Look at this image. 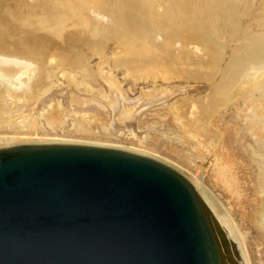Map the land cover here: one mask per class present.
I'll return each instance as SVG.
<instances>
[{
    "label": "bare ground",
    "instance_id": "bare-ground-1",
    "mask_svg": "<svg viewBox=\"0 0 264 264\" xmlns=\"http://www.w3.org/2000/svg\"><path fill=\"white\" fill-rule=\"evenodd\" d=\"M13 1L0 0V121H2L1 118L3 116V113L8 112V110H9L10 105L8 104V102H9L8 99L11 97L12 98L15 97V95H17V94L19 95V92H21L20 90L22 89L21 88L22 86L26 87L25 94L28 92L29 94L31 93L30 95L38 94V92L44 86L45 87L48 86V85H46V83L48 82L47 81V77H48L47 68L48 67L46 66V64H47V62H51V60H53V59H49L50 57L52 58L51 55H53V54L59 55V58L61 59L60 62L62 61L61 63L67 64L69 67H72V66L75 67V66H77V63L81 64V63L85 62L87 60V57H88L86 55V53L84 55H86L87 57L85 56L86 59H85V61L82 62V60L84 59L83 58L84 55L83 56H82V54L79 55V53L81 51L80 52L76 51V49H78V47L80 46L79 45L80 40L83 41L85 39V37H84V39L82 40V36L80 35V33L82 34V32H85V33L87 32L86 34H88V35H86V39L90 42L89 45H93L91 43L94 41V40H92V38L97 39V37H93V36H96V35L98 37L100 36L98 39L100 41L101 40L100 39L101 34L105 31V30H103L105 25H106V28L109 27V23H111V21H112V22H115L116 25L111 23V24H113L112 28L110 26L111 29L106 30V32L108 33V31L111 30V33L112 32L114 33L116 30V32L114 34L117 33L118 34L117 36L121 39H122V37H120V36L123 35V37L125 38V40L123 39V42L125 43V41H126V45H127V48L124 46L125 45L124 43H123L124 45H121V46L125 47L126 51L123 50L124 48L120 47L122 49L121 55L123 54L122 56H124L126 54L127 58L125 59L126 56H124V58L121 56L125 60L123 61V59H120L121 57L117 56V55H120V53H118L115 57H117V59L120 57L119 58L120 62L122 60V62L127 64V66H130L132 69H134V70L137 69L136 72H141L138 70H140V69L143 70V68L148 67V65L149 66L153 65L154 66L153 69H154L155 65H161V64L166 65V63L170 64V62L175 63V60L178 58L181 59L180 62L182 60H184V61L186 60L188 62V64L190 66H192L193 68L197 69L198 67L202 66L203 70H201V71H205V70L209 71L210 70V72H211L213 70L214 71L217 70L219 67H221L223 70L225 68V74H221V73L219 74L220 76H223L222 79L220 78V81L219 80L217 81L219 83L212 82V86L216 84V86H213V88L215 87L216 89H212V87L210 86V88L212 89L211 94L214 92L213 93L214 95L212 94V97L210 98V100L213 102L214 98L224 96V94H225V96L227 94V96L229 97V95H230L229 93L235 94V95H233V97H234L233 99H236V98L239 99V97L242 99V101L245 105L244 108H246L245 111H247L245 113L241 109L242 110L241 115L246 114L245 116H242L243 121H244L243 125H244L245 129L247 130V132L250 134L249 138H251V140L253 141V143L255 145V149L251 148L252 149V150L250 149L251 153L249 152V150H248V152H249V154H252L253 151L255 152V155L257 156V159H258V161H256V162H257V164L259 163V165L262 169L261 175L258 176L257 184L260 187H262V192L264 195V39H263L264 36H262L263 38H261L262 41L259 40L260 38L258 39V37L256 39H254L252 37V39L254 41L253 40L250 41L251 35L256 34V33H254L255 29H254V31L252 30V32L254 34H252L250 31L248 33V34H250V35H248V38L250 40H248L246 43H244V42L238 43V44L235 43L234 47L232 48V51H229V53L227 52L228 55H230V56H228V60L224 62L225 63V66L223 65L224 68L220 64L221 61L226 56L225 55L226 52H224V50L227 49L226 47H229V45L223 46V42H222V41H224L223 38H226L225 36H227V38H228V34L223 33V30L225 29L224 25L227 24L228 20L230 22H232L231 20L232 19L234 20V18L237 17L236 14H235V16H233V15L236 11H238L236 8H238V5H239L241 0H33L31 3L26 2L24 4H21V2H24L25 0H13ZM249 1L251 3L254 0H249ZM260 1L258 2L259 4H257V3L256 4L260 5ZM247 2L244 1V4L245 3L247 4ZM241 3H243V0ZM263 3L264 2L262 0V4ZM251 4H253V3H251ZM251 4H249L248 6H250ZM58 5H60V6H58ZM248 6L246 7V9L250 8ZM63 7L64 8L66 7L67 12H63V11H66V9H64ZM257 7H258V9H257V11H258L259 6H257ZM61 8H63L64 10L63 9L61 10ZM74 12L76 13L75 17L72 14ZM238 12H240V11H238ZM105 15L106 16L109 15L111 17V21H110V19H108L109 17H107V19H104V20H109L110 22L107 21L108 22L107 23L105 21L106 22V24L104 22L105 25H103V23H102V25L104 26L103 27L101 24H99L97 22V20L99 18L101 20L102 17L106 18ZM238 15H239V13H238ZM236 22H235V24H236L235 28L232 26V29H234V30L231 29L233 31V33L237 32V28H238L237 24L238 23H236ZM69 24L74 26L73 27L70 25L72 27V29H70V27H69L70 30L67 29V26ZM230 25H232V23ZM115 26H116V29L112 30L113 28H115ZM117 26H119L120 30L123 32V33L121 32L122 34L117 32L119 30V28H117ZM245 28L242 29V30H244V32H245V30L248 29V27L246 29ZM231 30H230V32H231ZM224 32H225V30H224ZM107 33L105 35H107ZM105 35L102 34V36H105ZM80 36H81V39H79ZM112 36H111V38L115 39V36L114 37H112ZM108 37H109V35H108ZM108 37L106 36V39H108ZM159 37H161V38H159ZM233 37H235V36H233V34H232L231 38L229 36L230 42L234 41ZM90 38L92 41H90ZM102 38L104 39L105 37H102ZM111 38H109V40ZM113 39H112V41H113ZM255 40H258V41H255ZM99 41L97 43H99ZM104 41H106V40H104ZM81 43H85V41H83ZM94 43L96 44V42H94ZM196 43L198 45L199 44L204 45L205 48L203 47V49H201L202 47H200V46L198 47V45ZM105 44H106V42H105ZM119 44H121V43L119 42ZM193 44H196L197 46H193ZM61 45L63 47H64V45H67L69 47V49L66 50L67 46H65L66 47V48H64L65 50L63 49L64 51H61L60 50V48H62ZM87 45H88V43H87ZM97 45L99 46L98 48H100V45L99 44H97ZM116 46H118V43H116ZM89 47L95 48L96 45L89 46ZM104 47H105V45L102 48H104ZM120 48H118V51ZM85 49H86V47H85ZM93 49H90V50H93ZM79 50H81V48ZM87 50H89L88 47H87ZM115 52L117 53V51H115ZM122 52H127V53L124 54ZM82 53H84V52H82ZM90 53H91V51H90ZM112 54H115V53H112ZM109 56H112V55H109ZM108 58H110V57H108ZM55 59H56V57H55ZM226 59H227V57H226ZM113 60H115V58ZM102 61H103V59H102ZM115 61L114 62L116 63V65L120 66L119 65L120 63L118 64L117 60H115ZM184 61H182L183 62L182 64H184ZM86 63H88V62H86ZM185 64H184V66H185ZM32 65H34V66H32ZM35 65L37 68L35 67ZM89 65H86V66H89ZM116 65H115V67H116ZM124 66H126V65H124ZM188 66H187V70H188ZM190 66H189V68H190ZM50 67H52V66H49V68ZM69 67H67V68H69ZM204 67H205V70H204ZM76 68H78V67H76ZM158 68L159 67H157L155 69H158ZM221 68H219V69H221ZM79 69H83V68H79ZM90 69H92V68H90ZM126 69L129 70L130 68L127 67ZM196 69H194V70H196ZM35 70H37V71H35ZM192 70H191V72H192ZM223 70H221V71H223ZM63 71H65V70H63ZM145 71H146V68H145ZM185 71H186V69H185ZM199 71L200 70H198V72ZM50 72H52V71H50ZM57 72H59V71H57ZM76 72H79V71H76ZM83 72H86V71H83ZM136 72L134 75H135L136 79L138 80V75L139 76H141V75L139 73H137L138 75H136ZM188 72L190 73V71H188ZM196 72H195L194 76H196ZM210 72L206 75L211 76L210 74L214 75V73H215V72L214 73H210ZM189 73H187V74L189 75ZM222 73H224V71ZM49 74L51 75V73H49ZM56 74H58V73H56ZM74 74H76L75 71H74ZM78 75H79V73L77 74V76ZM82 75H84V74H82ZM149 75H152V73L150 72ZM72 76H73V74H72ZM56 77H58V76L56 75ZM74 77H75V75H74ZM85 77L86 76H84V78ZM168 77H169V75H168ZM205 77H203V78H205ZM95 78H96V76L94 77V79ZM104 78H105V76H104ZM210 78H208L207 80L209 81ZM48 79H49V77H48ZM80 80H81V78H80ZM101 80H102V78H101ZM52 81L50 79L51 83H52ZM61 81H63V79ZM105 81H107V80H105ZM50 82H48V84ZM215 82H216V80H215ZM251 82H252V84H251ZM10 83L14 86H11ZM47 88L49 89V86ZM79 88H80V86H79ZM71 89H72V87H71ZM85 89H86V87H85ZM204 93H206V92H204ZM204 93H203V95H205ZM208 94H210V92ZM208 94L206 93V95H208ZM22 95L23 94H21V98H22ZM113 95H114V97L111 99L110 102H111V106H113V109L115 110L114 112L118 114L117 119L119 121H122L126 117H129L130 122L131 121L133 122L134 118H135L136 108H134L132 106V104H127V101L124 99L120 90L115 89ZM110 96H111V94H110ZM200 96H202V93ZM186 97H188V96H186ZM228 97L225 101L227 103H229L232 100V99H228ZM148 98H149V96H148ZM179 98L176 97V99H178V100H179ZM182 98H181V100H182ZM220 98H219V100H220ZM15 99H17V98H15ZM23 99L24 98H22V100ZM25 99H26V97H25ZM189 99H191V98H189ZM192 99L187 100V101L192 102ZM241 99H240V101H241ZM219 100L216 99V101H219ZM16 101H18V99ZM182 101H184L183 106L185 107L184 104H186V102H185L186 100H182ZM182 101H181V103H182ZM201 101H204V100H201ZM236 101H235V103H236ZM145 102H147V101H145ZM176 102L177 101H175L174 103H176ZM225 102H222V103H225ZM17 103H19V102H17ZM181 103H180V100L177 102V104H181ZM196 103L194 102V104L198 105L199 106L198 108H200V110H201V111L200 110H198V111L203 113L202 110L204 109L205 115H206V113L210 109V108H208L209 107L208 103H207V105H203V107L201 104H200L201 105V107H200V105L196 104ZM235 103H234V105H236ZM189 104H190V102H189ZM209 104H211L210 101H209ZM212 104L210 105L211 108H212ZM215 105L216 104H214L213 106H215ZM218 105H219V103H218ZM224 105H226V104H224ZM23 106H25V104ZM219 106H221V104ZM52 107H54V108H52ZM184 107H181V108H184ZM191 107L192 106H190V108ZM194 107L195 106H193L192 109ZM164 108H165V106H164ZM167 108H166V110H167ZM198 108H194V109H198ZM201 108H203V109H201ZM217 108H219V107L210 109L212 112L209 111L210 112L209 114L210 115L213 114ZM19 109H17V110H19ZM192 109H190L189 112H191ZM213 109H215V110H213ZM193 112H195V111H193ZM11 113H13V112L11 111ZM195 113H197V112H195ZM201 113H199L201 117L200 116H198V117L204 119L205 115L204 114L201 115ZM235 113H236V111H235ZM64 114H65V112L59 110V107L57 105L51 106V107H49V109L44 110L41 113V115L46 118L48 124H50L51 127L54 129H59L58 125H60V122H62L61 120L63 119ZM232 114H234V113H232ZM113 115L114 114H112V116ZM178 115H179V113H178ZM192 115L194 116V113H192ZM195 115L197 116L198 113ZM210 115H207V116L209 117ZM193 116H191V117H193ZM236 116H237V114L234 115V117H236ZM238 116L240 117V115H238ZM238 116H237V119H238ZM180 117H182V116H180ZM200 118L199 119L198 118H195V119L190 118V120H189V125H191L190 127L191 128L194 127L197 129L200 128V126L203 125L202 123L205 122L202 119H201V121H202L201 122ZM7 119H9V118H7ZM86 119H87V117H86ZM86 119H85V121H86ZM210 119L211 118H209V120ZM191 120H193V121H191ZM6 121H8V120H6ZM215 121H216V119H215ZM240 121H242V120H240ZM8 122H11V120ZM33 122L36 123L35 121H33ZM186 122H188V121H186ZM228 122H229V120H228ZM32 123L29 125L30 127H31V125L33 127H34V125L37 126V124L33 123L34 124L33 125ZM212 124H214V123L212 122ZM215 124H216V122H215ZM110 125H112V124H110ZM177 125L178 124H176V126ZM186 125H188V124H185V126ZM209 125H211V124H209ZM29 126L27 125V128ZM129 126H130V124H129ZM185 126H183V127H185ZM228 126H230V124ZM236 126L237 125H235V127ZM213 127H215V126L213 125ZM237 127H239V126H237ZM15 128H17V126H15ZM148 128H150V127H148ZM205 128H207V127L205 126ZM108 129H109V127H108ZM183 129H185V128H183ZM187 129H188V127H187ZM204 129H202V131L200 129V131H201V135L206 134V139H208L209 137H212L214 139V141L215 140H221V138H219V136L217 134V132H219V131L216 132L215 129L214 130L211 129V130L207 131V129H210V127L205 129V130ZM13 130L15 131V129H13ZM68 130H71V129H68ZM76 130H78V129H76ZM72 131L75 132V130H72ZM83 131H85V130H83ZM87 131H86V133H87ZM197 131H199V130H197ZM203 131L204 132L206 131L207 133H204ZM60 132L61 131L59 130L58 133H60ZM68 132H66V133H68ZM80 132H81V130H80ZM247 132H245V133H247ZM8 133H11V132H8ZM21 133H22V131H21ZM21 133H20V136H18L19 138H17V139L14 138V134H13V136L10 134L7 135L6 133L3 134L5 136L0 135V148L13 147V146H10L8 144H12V143L16 142L17 144L14 146L21 145V144L85 145V146L104 147V148H111V149L117 148L118 150H123V151L129 152V153L135 149L136 155L149 157V158H152L156 161L163 163L164 165L175 170L177 173H179L181 176H183L187 180V182H189V184L191 185L193 190L196 192L199 199L201 200V202L203 203V205L205 206V208L207 209V211L209 213L211 223L214 227V230H215L216 235H217L218 240H219L220 251L225 252V250L223 249L224 244H222V242H220V240H221L220 236L222 237V235H219V234H221L222 229H223V231L226 232L227 235L230 236V238L235 239V240H238V238L241 236L239 234H242V233L234 231L233 227L231 226V223L228 221L229 216L227 218L225 213H223L218 207H216L217 204L215 205V204H213V202L208 201L209 196L207 199L206 195H208V194L206 193V190H203L204 188L201 185V183H199V181L196 182L195 179L193 180V178H192L193 181H191V178L186 175L187 173L185 174L182 170H180L181 168H179V169L174 168L173 163H172L173 166H172V164L170 165L171 161H169L166 157H162L153 151L154 149H158L160 151V153L162 152L161 147L159 146V145H161V142H159L157 139L149 141L146 139V137L141 136L142 137V139H141L142 141H140L141 143H138V144L135 143L134 144L133 142H135V141H133V142H132V140L130 141L131 143H133V145H136L137 148H129V147H124V146L118 145L116 143L114 145V143L113 144L107 143V142L101 143L99 141L98 142L97 141H95V142L94 141L93 142H83L82 141L81 142L80 140L78 141V139H76L77 141H71V140H67L69 138H67V139L66 138L60 139V137L50 138L51 136L50 137L48 136L49 137L48 138L46 136L47 135L46 133H45L44 137H43V135L40 136L39 135L40 132L33 134L34 136H31V134L28 135V133H26V134L23 133L24 135H22ZM29 133H30V131H29ZM75 133L79 134L77 132H75ZM88 133H89V131H88ZM90 133L92 134L93 132H90ZM144 133H145V131H144ZM40 134H42V133H40ZM93 134H95V132ZM229 134L230 135H227V137H230L231 140L236 139L232 133H229ZM242 134L240 133V135H242ZM57 135H60V134H57ZM207 135H209V137ZM80 137H81V135H80ZM141 137H139V138H141ZM220 137H222V136H220ZM172 138H175V137H172ZM222 138L224 139V137H222ZM227 140H229V138ZM163 141H165V140H163ZM245 141L246 140H244V142ZM226 142H228V141H226ZM235 143H238V142H235ZM245 143H248V142H245ZM245 143H243V144L245 145ZM222 144H224V143H222ZM249 144H247L246 146H248ZM6 145H8V146L4 147ZM162 147H164V146H162ZM250 147H251V144H250ZM239 148H240V146H239ZM230 149H232V147ZM165 152H166V150H165ZM219 152L220 153L224 152L225 154H226V152L228 153L227 147L222 146L220 148ZM254 152H253V154H254ZM238 153H240V152H238ZM253 154H252V156H253ZM233 158H235V157H233ZM233 158H230V159H233ZM245 158H247V157H245ZM188 174H190V173L188 172ZM191 177H192V175H191ZM210 196H212V195H210ZM211 201H213V200H211ZM205 203L207 204V206L209 207V209L211 211L207 208ZM225 211H226V209H225ZM259 211L260 212L255 216V219H253V220L255 221V227L257 228L258 232L260 233V235H261L260 237L262 238V241L264 244V240H263V238H264V198L262 199V202L260 203ZM231 222H233L232 219H231ZM236 228H238V227H236ZM238 241H241V240H238ZM241 242H242V244L240 242H238L240 245L239 247L241 249V255H242L241 259H242L243 263L247 264V262L249 261V260H247V258H249V257L247 256V254L245 252L247 247L245 248L243 246V244H244L243 241H241ZM243 247L245 249L244 251H243ZM261 250L264 253V246L261 247ZM260 258H261V261L260 260L259 261L261 262V264H264V256H262ZM230 264H233V262L231 263V261H230Z\"/></svg>",
    "mask_w": 264,
    "mask_h": 264
},
{
    "label": "water",
    "instance_id": "water-1",
    "mask_svg": "<svg viewBox=\"0 0 264 264\" xmlns=\"http://www.w3.org/2000/svg\"><path fill=\"white\" fill-rule=\"evenodd\" d=\"M0 264H230L189 182L117 148H0Z\"/></svg>",
    "mask_w": 264,
    "mask_h": 264
},
{
    "label": "rangeland",
    "instance_id": "rangeland-1",
    "mask_svg": "<svg viewBox=\"0 0 264 264\" xmlns=\"http://www.w3.org/2000/svg\"><path fill=\"white\" fill-rule=\"evenodd\" d=\"M8 1H13V0H8ZM32 1L33 0H25L24 2H21V4H24L26 2L31 3ZM244 1H246V2L248 1L247 4L248 3L249 4L253 3V4H251L252 6L251 5L248 6L249 4L248 5L246 3L244 4ZM259 1L260 0H256V1L254 0L253 2L250 3L249 0H243V3H241L242 2V0H241L239 5H238V8H236L240 12L236 11L237 13L235 12L233 15V16H235V14H236L238 18L235 17L234 20L230 19L232 22H230L228 20L227 24H225L226 26L224 25L225 29L224 28L223 29L225 30L226 33L224 32V30H223V33L228 34V38H227V36H225L226 38L222 37L224 40L222 42H223V46L229 45V47H226L227 49L224 50V52H226L225 53L226 56L224 57V59L220 63L222 65V67H223V65L225 66L224 62L228 60V56H230V55H228V53H229V51H232V48L234 47L235 43L236 44L243 43V42L246 43L248 40H250L248 38V35H250L248 33L250 31L252 34L256 33L254 35H251L250 41L253 40L252 37L254 39H256L258 37V39L260 38L259 40H261V38H263L262 36H264V6H263L264 3L262 4V0H261L260 1L261 6L257 5V4H259L258 3ZM263 2H264V0H263ZM58 6H60V5H58ZM247 6L250 8L246 9ZM257 6H259L258 11H257V9H258ZM63 8H61V10ZM64 9H66V7ZM63 12H67V9H66V11H63ZM238 13H239V15H238ZM72 14L74 15V17L76 16L75 12ZM107 17H109L108 19H110V21H111V17L108 15V16H106V18L102 17L103 19L101 18V20H100V18L99 19L97 18L98 19L97 22L101 25H102V23H103V25H105L106 22L109 21V20H104V19H107ZM104 22H105V24H104ZM235 22L238 23L237 24L238 28H237V32L233 33L232 30H234V29H232V26L235 28V25H236ZM111 23L116 25L115 22L111 21ZM111 23H109V27H107L108 29L106 28V25H105V27L102 25L104 27L103 30H105L104 32L102 31L103 33L101 32L103 35H105L107 33L106 30H109L112 28L113 24H111ZM231 23H232V25H230ZM70 25L71 24H69L67 26V29H69V27H70V29H72L71 26H73V25H71V26ZM110 26H111V28H110ZM245 27L246 28L248 27V29L245 30V32H244V30H242V29H244ZM117 28H119V26H117ZM115 29H116V26L112 30H115ZM254 29H255V32L253 33L252 30L254 31ZM119 30H120V28H119ZM119 30L117 32L122 34L123 32L121 30L120 31ZM230 30H231V32H230ZM115 32H116V30H115ZM86 33L85 32H82V34L80 33V35L82 36V40L85 37V39L83 40V41H85V43H81L83 41L80 40V42H79L80 46L78 47V49H76V51H79V52L81 51L79 53V55L82 54V56L86 53V55L88 57L86 55H84V57H83L84 59L82 60V62L85 61V59H86L85 56L87 57V60L81 64L77 63V66H75V67L74 66L69 67L67 64L61 63L62 61L60 62L61 59L59 58V55H57V54L51 55L52 58L50 57L49 59H53V60H51L52 63L47 62V64H46V66L48 67L47 68V70H48L47 74L49 77V79L47 77V81L50 82V79H51V81L53 80L52 83L51 82L49 84H48V82L46 83V85L49 86V89L47 88L48 86L47 87L44 86L42 88L43 90L41 89L42 91L40 90L38 92V94L30 95L31 93L29 94L28 92L25 94L26 87L22 86L21 87L22 89L20 88L21 92H19V95L17 94V95H15V97H13V98L11 97L12 99L9 98L8 99L9 100L8 104L10 105L9 110H8V112L3 113V116L1 118L2 121H0V133H1L0 135L5 136L3 134L6 133L7 135L10 134L13 136V134H14V138L17 139V138H19L18 136H20L21 131H22V133H21L22 135L28 133V135L31 134V136H34L33 134L40 132L42 134L39 133V135L40 136L43 135V137L46 133L47 137L51 136L50 138H58V137H60V139L61 138L62 139L69 138L67 140H71V141H77L76 139H78V141L80 140L81 142L82 141L83 142H93V141L98 142L99 141L101 143L102 142L103 143L107 142V143H112V144L114 143V145L116 143L118 145H121L124 147H129V148H137V146L133 145V143L134 144L135 143L136 144L141 143L140 141H142L141 140L142 137H146V139L149 141L157 139L159 142H161V145H159V146L161 147L162 152L160 153V151L158 149H154L153 151L162 157H166L169 161H171L170 165L173 163L174 166H173V164H172V166L174 168H177V169L181 168L180 170H182L185 174L187 173L186 175L191 178V181H193L194 179L196 182L199 181V183H201V185L204 188L203 190H206V193L208 194V195H206L207 199L209 196L208 201L213 202V204H215V205L217 204L216 207H218L223 213H225L227 218L229 216L228 221L231 223V226L233 227L234 231L242 233V234H239L242 237L240 236L238 238V240L243 241V243H244L243 246L245 248L247 247L246 251H245L247 256L249 257V258H247V260H249L247 262V264H249V263L250 264H261V262H260L261 258L260 257L264 256V253L261 250V247H263L264 244H263L262 238L260 237L261 236L260 233L258 232L257 228L255 227V221L253 219H255V216L260 212L259 211L260 203L262 202V199L264 198V195L262 192V187H260L257 184V179H258V176L261 175L262 169H261L259 163L257 164V162H256V161H258V159H257V156L255 155V152L253 151L254 154L252 152L253 156H252V154H249V152L251 153V151H250L251 148L255 149V145H254L253 141L251 140V138H249L250 134L247 132V130L245 129V127L243 125L244 121H243L242 116H245L246 114L243 113L244 115H241L242 114L241 112H242V110L245 113L247 111H245L246 110V108H244L245 105H244V103L240 97H239V99H237L236 97H235L236 99H233L234 98L233 95H235L234 93H229L230 95L228 94L230 98L227 96V94H226V96L224 94V96H220L221 98L220 97L214 98V99L212 98L213 102L210 100V98L212 97V94L214 93L213 92L211 94L212 89H216L215 87L213 88V86H216V84L212 86V82L219 83L217 81L218 80L220 81V78L222 79V77H223V76H220L219 74L220 73L225 74V68L223 67L224 68V70H223L221 67H219L221 69L218 68L215 71L213 70L215 72L214 73L213 71L210 72V70L206 71L205 67H204L205 71H201V70H203V67L201 66V67H198L199 69L197 68L198 70L201 71V72L200 71L198 72V70L196 68H193L192 66H190L186 60L185 61L182 60V61H184V64L187 62L184 66V64H182L183 62L182 61L180 62L181 59L178 58L179 60L176 59L175 63L170 62V64L166 63V65L164 63H163L164 65H162V64L161 65H155V68L159 67L158 69L154 68L155 69L154 70L153 65H151V66L148 65L149 68L145 67L146 71H145V68H143L144 71L142 69H140L138 71H141V72H136L137 71L136 68H135L136 70H134L130 66H127V64L122 62V60H121V62L119 60V58L123 55V54L121 55V50H122L121 48H124L123 50H125V47L127 48L126 41H125V43L123 42V39L125 40L123 35L120 36V37H122V39H121L117 36L118 35L117 33L114 34L112 32L113 33L112 34L111 30H110V31H108L107 35H105V36H102V34H101V38H100L101 40L100 41L98 40L100 36L99 37L97 35L93 36V37H97V39L92 38V40H94L93 42H91L93 45H89L90 42L86 39V35H88ZM232 34L235 37H233L234 41L230 42L229 39L232 37ZM108 35H109V37H108ZM110 35L112 37L115 36V39L111 38ZM81 36L79 37V39H81ZM106 36L108 37V39H106ZM229 36H230V38H229ZM102 37H105V38L103 39ZM109 38H111L110 39L111 41L109 40ZM159 38H161V37H159ZM112 39H113V41H112ZM92 40L90 38V41H92ZM104 40H106V41H104ZM98 41H99V43H97ZM255 41H258V40H255ZM94 42H96V44ZM105 42L108 46L105 44ZM119 42L121 44H119ZM87 43H88V45H87ZM116 43H118V46L119 45L120 46L119 47L116 46ZM97 44L100 45V48H98L99 46ZM196 44H193V46L198 45V44L197 45ZM94 45H96L95 48L93 47L94 49L92 47H89V46H94ZM104 45H105V47L102 48ZM121 45H124L125 47H123ZM65 46H67V45H64V47L61 45L62 48H60V50L64 51L65 50L64 48H66ZM199 46L202 47L201 49H203V47L205 48L204 45L199 44L198 47ZM85 47H86V49H85ZM87 47L89 48V50H87ZM80 48H81V50H79ZM118 48H120L119 51H118ZM68 49H69V47L67 46L66 50H68ZM90 49H93L94 51L90 50ZM90 51H91V53H90ZM115 51H117V53ZM82 52H84V53H82ZM111 52L115 53V54H112ZM118 53H120V55H117ZM122 53L125 54L127 52H122ZM109 55H112V56H109ZM116 55L120 56V57L117 59V57H115ZM124 56H126V54ZM124 56H122V57L124 58ZM55 57H56V59H55ZM108 57H110V58H108ZM113 57L115 58V60H117L118 64L120 63L119 64L120 66L116 65V63H115L116 61L113 60L114 59ZM122 57L120 59H123ZM226 57H227V59H226ZM126 58H127V56L125 57V59ZM102 59H103V61H102ZM125 59H123V61ZM86 62H88V63H86ZM86 65H89V66H86ZM115 65H116V67H115ZM124 65H126L128 68H130L129 69L130 71L128 69H126L127 67ZM188 65L190 66V68ZM32 66H34V65H32ZM49 66H52V67H50L51 69L49 68ZM187 66H188V70H187ZM35 67H36V65H35ZM67 67H69V68H67ZM76 67H78V68H76ZM89 67L92 69H90ZM79 68H83V69H79ZM185 69H186V71H185ZM194 69H196V70H194ZM63 70H65V71H63ZM73 70L75 71L76 74H74ZM191 70H192V72H191ZM221 70H223L224 73H222L223 71H221ZM35 71H37V70H35ZM50 71H52V72H50ZM57 71H59V72H57ZM76 71H79V72H76ZM83 71H86L87 73L83 72ZM188 71H190V73ZM135 72H136V75H138L137 73H139L141 75V76L138 75V80L136 79V77L134 75ZM148 72L149 73L151 72L152 75H149ZM195 72H196V76H194ZM209 72L214 73V75L210 74L212 77L206 75ZM49 73H51V75ZM56 73H58V74H56ZM78 73H79V75L77 76ZM187 73H189V75ZM55 74L58 77H56ZM72 74H73V76H72ZM82 74H84V75H82ZM74 75H75V77H74ZM168 75H169V77H168ZM84 76H86V77L84 78ZM95 76H96V78L94 79ZM104 76H105V78H104ZM203 77H205V78H203ZM207 77L208 78L211 77L210 78L211 80L209 79V81H208ZM80 78H81V80H80ZM101 78H102V80H101ZM62 79H63V81H61ZM105 80H107V81H105ZM215 80H216V82H215ZM251 84H252V82H251ZM11 86H14V85L11 84ZM79 86H80V88H79ZM210 86L212 87V89L210 88ZM71 87H72V89H71ZM85 87H86V89H85ZM115 89L120 90L124 99L127 101V104H132V106L134 108H136L135 118H134L133 122L132 121L130 122L129 117H126L122 121H119L117 119L118 114L114 112L115 110L113 109V106H111V102H110L111 99L114 97L113 94H114ZM204 92H206L207 94L210 92V94H208L209 96L206 95V93H204ZM20 93L23 94L22 95V98H24L23 100L21 98ZM201 93H202V96H200ZM203 93L209 99L205 95H203ZM110 94L112 97L110 96ZM148 96H149V98H148ZM186 96H188V97H186ZM25 97L27 100L25 99ZM176 97H178V98L180 97L179 98L180 103L182 100H186L185 101L186 104H184L185 107L183 106L184 101H182L181 104H177V102L179 100L176 99ZM227 97H228V99H232L229 103L225 102ZM15 98H17L18 101H16L17 99H15ZM181 98H182V100H181ZM189 98H191V99L193 98L192 102L187 101V100H191ZM219 98H220V100H219ZM216 99L219 101H216ZM240 99H241V101H240ZM201 100H204V101H201ZM145 101H147V102H145ZM175 101H177V102L174 103ZM209 101L211 102V104L213 103L212 108L219 107L216 110L213 109V110H215V112L213 111L214 113L211 115L209 114L210 113L209 111H211L210 109H212V108L210 106L211 104H209ZM235 101H236V103H235ZM17 102H19V103H17ZM189 102H190V104L191 103L192 104L190 105ZM194 102L195 103L197 102L196 104H199V105L201 104L202 107H203V105H207V103H208V105H209L208 108H210L209 111L207 112L208 114L206 113V115H205V111L203 108H201V109H203L202 110L203 113L199 112L198 110H200V108H198L199 106L195 105ZM222 102H225V103H222ZM218 103H219V105L221 104V106H219ZM234 103L236 105H234ZM24 104H25V106H23ZM214 104H216L217 106L216 105L213 106ZM224 104H226V105H224ZM56 105L59 107V110L65 112L64 117L61 120L62 122H60V125H58L59 129L52 128L51 125L48 124L46 118L41 115V113L44 110H47V109H49V107L56 106ZM201 105H200V107H201ZM164 106H165V108H164ZM190 106H192V107L195 106L194 108H198V109H194V108L192 109V107L190 108ZM181 107H184V108H181ZM52 108H54V107H52ZM166 108H167V110H166ZM189 108L192 109L191 112H189L190 111ZM17 109H19V110H17ZM11 111L14 114L11 113ZM193 111L197 112L198 115L196 116L195 114H197V113H195ZM235 111H236V113H235ZM178 113H179V115H178ZM192 113H194V116L192 115ZM199 113H201V115L202 114L205 115L204 119L200 118L201 116ZM232 113H234V114H232ZM112 114H114V115L112 116ZM236 114H237V116L240 115V117L238 116V119H237V116L234 117V115H236ZM207 115H210V116L208 117ZM178 116L179 117L182 116V117L179 118ZM191 116H193V117H191ZM198 116H200V117H198ZM6 117L9 119H7ZM86 117H87V119H86ZM190 118H194V119L200 118V121L202 119L205 122H203L202 123L203 125L201 124L202 126H200V128H198V129L194 128V127L191 128L190 127L191 125H189ZM209 118H211L210 120L214 124H212V122L209 120ZM85 119H86V121H85ZM215 119H216V121H215ZM6 120H8V121L11 120V122H8ZM228 120H229V122H228ZM240 120H242V121H240ZM33 121H35L36 123H34ZM186 121H188V122H186ZM191 121H193V120H191ZM32 122L34 124H37V126L34 125ZM215 122H216V124H215ZM31 123L34 125V127L32 125H31V127L29 126ZM110 124H112V125H110ZM129 124H130V126H129ZM176 124H178L177 125L178 127L176 126ZM185 124H188V125H186L188 127V129L185 126ZM209 124H211V125H209ZM229 124H230V126H228ZM27 125L29 126L28 128H27ZM213 125L215 127H213ZM235 125H237L239 127H237V126L235 127ZM15 126H17V128H15ZM183 126H185V127H183ZM205 126L207 128L210 127V129L205 128ZM108 127H109V129H108ZM148 127H150V128H148ZM183 128H185V129H183ZM204 128L207 129V131L211 130V129L212 130L215 129L216 132L219 131V132H217V134H218L219 138H221V140H215L214 141V139L212 137H209V135H207L209 138L207 137L208 139H206V134L201 135V131ZM13 129H15V131ZM68 129H71V130H68ZM76 129H78V130H76ZM200 129H201V131H200ZM59 130L61 131L60 133H58ZM72 130H75V132H77L79 134L82 132L80 134L81 137L79 134H76ZM80 130H81V132H80ZM83 130H85V131H83ZM87 130L89 131V133L95 132V134H93V133H92L93 135L91 133L89 134ZM197 130H199V131H197ZM29 131H30V133H29ZM86 131H87V133H86ZM144 131H145V133H144ZM8 132H11V133H8ZM66 132H68V133H66ZM245 132H247V133H245ZM204 133H207V132L205 131ZM229 133H232L236 139L231 140L230 137H227V135H230ZM240 133L241 134L243 133V134L240 135ZM57 134H60V135H57ZM220 136L224 137V139ZM139 137H141V138H139ZM172 137H175V138H172ZM228 138H229V140H227ZM131 140H132V142L133 141H135V142L131 143L130 142ZM163 140H165V141H163ZM244 140H246L245 142H248V143H245ZM226 141H228V142H226ZM235 142H238V143H235ZM222 143H224L225 145ZM243 143H245V145ZM249 143L251 144V147H250ZM16 144L17 143L15 142V143L8 144V145L14 146ZM247 144H249L248 145L249 147L246 146ZM8 145H6L4 147H7ZM162 146H164V147H162ZM222 146L227 147L228 153L226 152V154H225L224 152L223 153L219 152V150ZM239 146L241 149L239 148ZM231 147H232V149H230ZM165 150H166V152H165ZM248 150H249V152H248ZM238 152H240V153H238ZM233 157H235V158H233ZM245 157H247V158H245ZM230 158H233V159H230ZM188 172L192 175V177L190 174H188ZM192 178H193V180H192ZM210 195H212V196H210ZM211 200H213V201H211ZM205 205L207 206L206 203H205ZM207 208L209 209L208 206H207ZM225 209H226V211H225ZM207 213H208V211H207ZM230 218L232 219L233 222H231ZM210 223H211V220H210ZM236 227H238V228H236ZM219 235H222V237L220 236V238H221L220 242H222V244H224L223 249L225 250L226 253L229 254V259H230L231 263L233 262V264H246V263H243V261L241 259L242 258L241 257L242 256L241 255V249H240V247H239L240 245L238 243V242H240L242 244V242L230 238V236L227 235L226 232L223 231V229L221 230V234H219ZM263 240H264V238H263ZM244 247H243V251L245 250Z\"/></svg>",
    "mask_w": 264,
    "mask_h": 264
}]
</instances>
